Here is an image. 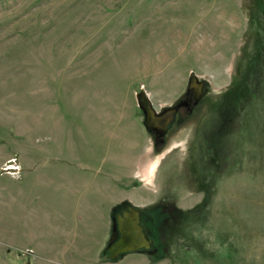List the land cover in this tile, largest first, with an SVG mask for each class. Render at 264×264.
Masks as SVG:
<instances>
[{
  "label": "rangeland",
  "instance_id": "374dc122",
  "mask_svg": "<svg viewBox=\"0 0 264 264\" xmlns=\"http://www.w3.org/2000/svg\"><path fill=\"white\" fill-rule=\"evenodd\" d=\"M191 74L155 147L137 97L176 106ZM127 207L152 245L110 260ZM76 232L99 251L51 253ZM32 260L264 264V0H0V264Z\"/></svg>",
  "mask_w": 264,
  "mask_h": 264
},
{
  "label": "water",
  "instance_id": "95a60500",
  "mask_svg": "<svg viewBox=\"0 0 264 264\" xmlns=\"http://www.w3.org/2000/svg\"><path fill=\"white\" fill-rule=\"evenodd\" d=\"M203 82L191 74L189 78V88H192L196 95L202 92ZM181 106L178 104L174 108H168L166 112L159 114L152 106V103L144 91H140L137 97V107L143 114V126L149 131L161 129L166 132L168 125L172 123L176 110ZM115 231L118 236L116 239L109 241L106 248L110 260L118 259L125 254L147 250L150 248L151 241L146 236L140 222L141 210L135 207H128L122 210L120 214L114 217Z\"/></svg>",
  "mask_w": 264,
  "mask_h": 264
},
{
  "label": "crops",
  "instance_id": "0c3cea01",
  "mask_svg": "<svg viewBox=\"0 0 264 264\" xmlns=\"http://www.w3.org/2000/svg\"><path fill=\"white\" fill-rule=\"evenodd\" d=\"M141 124L143 126L142 122H141ZM107 190L108 189L105 188L104 189V193H106ZM83 203H84V201L81 202L82 208L80 210H78V211H81V213H79L80 214L79 218H81V221H83L84 227H85V224H86L85 223L86 222L85 219H86L87 215H86V213H84V207H83L84 205H83ZM91 225L92 224L90 222H87L88 228ZM89 229L92 230L91 227ZM100 233L101 232L98 233L99 236L98 235L92 236V234L90 232L89 235H88V238H86L87 235L85 237V233H81V232L77 233L76 232V234L70 235V237L66 241H63L62 244L51 246L52 249H50V251H51V253L59 254V255L63 256L64 258L66 257L68 259L76 260V259H78V256H80L84 260V256L83 255H85L87 252L91 253L90 250H86V249H88V247H91V246L95 245V248H97L98 251L101 248V244L103 242V237L101 236ZM26 259H28V258H26ZM28 264H36V263L32 260L31 263H28Z\"/></svg>",
  "mask_w": 264,
  "mask_h": 264
},
{
  "label": "flooded vegetation",
  "instance_id": "af4514ba",
  "mask_svg": "<svg viewBox=\"0 0 264 264\" xmlns=\"http://www.w3.org/2000/svg\"><path fill=\"white\" fill-rule=\"evenodd\" d=\"M202 92H201V94L200 95H196V93L193 91L192 93H191V91L190 92H188V99H187V101H185V102H182V103H180L181 104V106L176 110V112H175V114H174V118H173V120H172V123L170 124V125H168V128H167V130H166V132H163L161 129H150L149 131L151 132V136L153 137V141H154V145H155V147H160L164 142H165V139H166V137L168 136V134H169V132H171V129H173L174 128V126L176 125V120H177V116H178V113H179V111H180V109H181V107H185V112L187 111V112H190L191 110H192V108L194 107V106H196L198 103H199V101H200V99L202 98ZM178 105V104H177ZM176 105V106H177ZM175 107V105H171V106H169V107H166V108H163L162 110H160L158 113L159 114H162V113H164V112H166V110L168 109V108H174ZM187 114V113H186ZM143 122V121H142ZM196 173H198L197 172V168L195 167V169H194V176L195 177H199L198 178V180H199V185H200V187H202V189H207V182L205 181V177H203L202 175L200 176V175H197ZM203 177V178H202ZM128 208V207H127ZM127 208H125V209H120L119 210V212L118 213H116V214H120V212L122 211V210H126ZM115 214V215H116ZM115 215H114V217H115ZM143 217H142V213H141V222H140V224H141V226H142V228H143V230H144V232H145V234H146V236L148 237V239L150 240V238H149V236H148V234H147V230H146V228L144 227V224H143ZM117 238H118V236H117ZM116 239V238H115ZM114 239V240H115ZM151 241V240H150ZM151 245H152V241H151ZM151 245H150V248H151ZM150 248L149 249H147V250H140V251H146V252H148V251H150Z\"/></svg>",
  "mask_w": 264,
  "mask_h": 264
}]
</instances>
